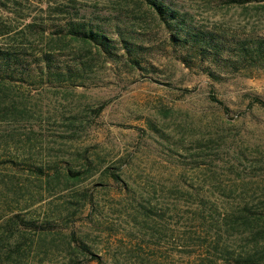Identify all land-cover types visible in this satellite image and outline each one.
<instances>
[{"label": "rangeland", "instance_id": "374dc122", "mask_svg": "<svg viewBox=\"0 0 264 264\" xmlns=\"http://www.w3.org/2000/svg\"><path fill=\"white\" fill-rule=\"evenodd\" d=\"M169 1L264 37V2ZM72 4L152 37L147 66L56 33ZM0 45L87 63L68 82L0 83V235L15 214L52 226H20L7 264H97L81 243L104 264H264V66L190 69L131 0H0Z\"/></svg>", "mask_w": 264, "mask_h": 264}, {"label": "trees", "instance_id": "16d2710c", "mask_svg": "<svg viewBox=\"0 0 264 264\" xmlns=\"http://www.w3.org/2000/svg\"><path fill=\"white\" fill-rule=\"evenodd\" d=\"M131 1L138 5L144 18H151L165 30L166 42L171 52L190 69L196 68L207 77L217 80L227 72L252 66H264L263 36L251 34L241 36L197 25L169 0ZM230 1L240 5L252 1L264 2V0ZM57 10L58 14H61L59 18L61 24L57 22L56 33L62 35L61 37L79 42L87 46L89 50L93 49L97 55L123 60L130 68L147 66L149 53L147 50L150 46L147 47L144 43H152V37H138L137 35H144V33H135L130 27H124V25L121 27L118 24V16H114L113 21L109 18L94 17L90 13L80 14L75 4L60 7ZM86 65L87 63L78 55L68 60L50 51L36 53L26 51L19 46L0 45V83L32 81L36 76L43 81L68 82L75 73L83 71ZM212 99L223 105L214 97ZM256 102L264 105L259 99H256ZM28 167L34 170V173L42 172L40 167L32 163H28ZM68 175L75 180L78 179L77 172L70 171ZM112 175L116 176L114 172ZM47 224L45 222L36 225L34 221L24 220L17 214L12 216L6 224L5 232L0 235V264L8 263L7 259L10 257L12 248L5 253H1V249L5 247L8 237L15 232L23 234L20 226L49 230L52 226ZM77 246L81 252H87L97 264H104L101 256L90 252L83 243ZM65 264H76V261L71 260ZM243 264L261 263L246 259Z\"/></svg>", "mask_w": 264, "mask_h": 264}]
</instances>
